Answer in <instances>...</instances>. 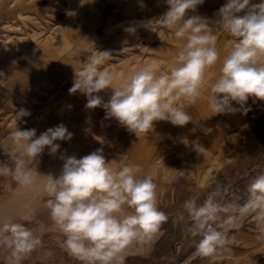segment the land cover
Wrapping results in <instances>:
<instances>
[{
  "label": "crops",
  "instance_id": "1",
  "mask_svg": "<svg viewBox=\"0 0 264 264\" xmlns=\"http://www.w3.org/2000/svg\"><path fill=\"white\" fill-rule=\"evenodd\" d=\"M225 3L204 0L187 16L214 21ZM168 7L167 0H0V162L10 159L9 133L17 127L34 128L39 136L64 124L73 138L57 141L60 151L54 156L45 149L37 166L41 175L58 177L62 155L79 159L103 149L114 168L126 156L124 163L140 165L141 175L151 176L158 185L159 208L169 220L150 247L129 250L126 264H264V240L256 238L258 225L251 216L229 231L230 250L212 259L196 252L201 237L190 234L183 209L192 195L199 194L202 201L217 187L225 201L243 204L248 199L251 180L264 174V101L250 97L244 108L233 101L238 111L216 114L205 92L196 104H181L193 113L196 123L181 127L158 121L151 133L138 138L107 117L103 107L87 109L86 95L69 92L76 71L101 46L108 51L115 43H144L140 52L108 51L111 58L101 67L115 73L118 83L149 64L167 71L186 41L175 38L172 30L164 29L158 37L148 31L160 28L149 22ZM129 27L135 32L127 34ZM216 35L221 59L210 69L211 81L219 77L223 58L235 42L226 32L218 30ZM112 94L107 89L98 95L108 102ZM21 109L30 115L18 121ZM48 198L42 189L27 190L11 177H0V223H25L42 239V246L23 264H62L64 234L51 219L45 204ZM178 213H184L183 222ZM26 215L32 216L30 222L23 220ZM6 255L7 249L0 247V264H5Z\"/></svg>",
  "mask_w": 264,
  "mask_h": 264
},
{
  "label": "clouds",
  "instance_id": "2",
  "mask_svg": "<svg viewBox=\"0 0 264 264\" xmlns=\"http://www.w3.org/2000/svg\"><path fill=\"white\" fill-rule=\"evenodd\" d=\"M204 0H167L168 10L149 24L172 30L183 39L182 49L167 71H157L149 64L123 82L115 73L101 66L111 58L108 51L88 57L76 71L70 93L86 95L87 109L103 107L138 138L149 134L155 122L174 126L196 123L184 105H194L208 93L210 110L216 114L238 111L232 102L244 108L250 97L264 101V0H226L209 21L195 12ZM243 13V15H241ZM210 24L213 25L210 27ZM134 27L126 29L134 33ZM235 38L230 53L223 58L220 75L210 80V69L220 61L217 31ZM112 89L108 102L98 95ZM247 109H245V112ZM30 115L25 109L16 114L18 121ZM73 134L64 124L48 128L37 136L36 129L9 133L11 148L8 162H0V177H11L18 187L42 189L49 197L46 207L52 221L64 234L67 253L82 264H126V256L136 246L150 247L161 234L169 215L160 210L158 185L151 176H142L138 164H126L121 157L119 168L106 161L103 149L82 158L62 155L63 168L58 177L37 171L45 149L49 155L60 151L57 141H71ZM243 204L225 201L221 189L186 199L183 209L190 223L189 232L200 236L196 252L215 259L229 251L231 229H238L251 216L258 225V240H264V174L253 178ZM177 219L185 220L184 213ZM30 222L32 216L26 215ZM42 246V239L25 223L5 220L0 223V247L7 249L5 264L23 261Z\"/></svg>",
  "mask_w": 264,
  "mask_h": 264
},
{
  "label": "rangeland",
  "instance_id": "3",
  "mask_svg": "<svg viewBox=\"0 0 264 264\" xmlns=\"http://www.w3.org/2000/svg\"><path fill=\"white\" fill-rule=\"evenodd\" d=\"M150 32H153L154 37H158L161 35L162 30L157 27V28L149 29L148 33H150ZM126 33L128 34L129 32L126 31ZM143 41H144V39H143ZM111 46H112L111 48H109V49L107 48L106 50H108L110 52H132L133 53V52H140L141 50L144 49V43H141L139 40L136 41L135 43L131 42V43H125V44H121V45L118 43H115V44H112ZM97 51H103V47L102 46L99 47L97 49ZM120 62L122 64V61H120ZM113 145H114V143H113ZM113 145H111V146H113ZM115 148H116V146H115ZM64 238L65 237L63 236V251L61 253L62 264H82V262H80L78 260L75 261L74 257L70 256L67 253L66 249L64 248V240H65Z\"/></svg>",
  "mask_w": 264,
  "mask_h": 264
}]
</instances>
